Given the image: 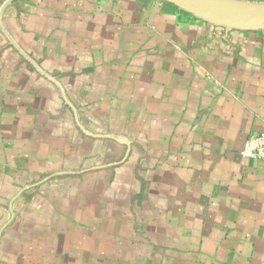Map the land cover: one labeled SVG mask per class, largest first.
<instances>
[{
	"label": "crops",
	"instance_id": "1",
	"mask_svg": "<svg viewBox=\"0 0 264 264\" xmlns=\"http://www.w3.org/2000/svg\"><path fill=\"white\" fill-rule=\"evenodd\" d=\"M2 22L78 113L0 27V264H264V30L164 0Z\"/></svg>",
	"mask_w": 264,
	"mask_h": 264
},
{
	"label": "water",
	"instance_id": "2",
	"mask_svg": "<svg viewBox=\"0 0 264 264\" xmlns=\"http://www.w3.org/2000/svg\"><path fill=\"white\" fill-rule=\"evenodd\" d=\"M15 0H7L0 8V27L7 35L13 45L32 63L44 76L55 82L64 98V101L73 109L77 115V108L68 98L65 89L59 80L43 71L40 66L27 55L16 44L12 36L5 29L2 22L3 14L7 7ZM179 9L192 14L196 18L203 20L214 26L224 27L226 30L258 31L264 30V2L249 0H164ZM111 137V136H110ZM114 138V137H112Z\"/></svg>",
	"mask_w": 264,
	"mask_h": 264
},
{
	"label": "built area",
	"instance_id": "3",
	"mask_svg": "<svg viewBox=\"0 0 264 264\" xmlns=\"http://www.w3.org/2000/svg\"><path fill=\"white\" fill-rule=\"evenodd\" d=\"M225 28L216 26L214 34L219 36ZM241 155L247 159L264 160V132L256 133L248 137Z\"/></svg>",
	"mask_w": 264,
	"mask_h": 264
},
{
	"label": "trees",
	"instance_id": "4",
	"mask_svg": "<svg viewBox=\"0 0 264 264\" xmlns=\"http://www.w3.org/2000/svg\"><path fill=\"white\" fill-rule=\"evenodd\" d=\"M172 5V4H171ZM173 7H176V6H174V5H172Z\"/></svg>",
	"mask_w": 264,
	"mask_h": 264
}]
</instances>
